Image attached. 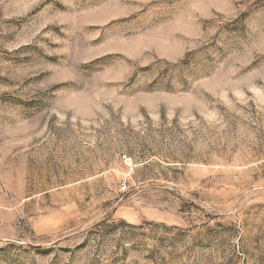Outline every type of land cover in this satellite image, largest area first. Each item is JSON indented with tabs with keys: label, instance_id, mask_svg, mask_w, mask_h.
Segmentation results:
<instances>
[{
	"label": "rangeland",
	"instance_id": "rangeland-1",
	"mask_svg": "<svg viewBox=\"0 0 264 264\" xmlns=\"http://www.w3.org/2000/svg\"><path fill=\"white\" fill-rule=\"evenodd\" d=\"M0 264H264V0H0Z\"/></svg>",
	"mask_w": 264,
	"mask_h": 264
}]
</instances>
